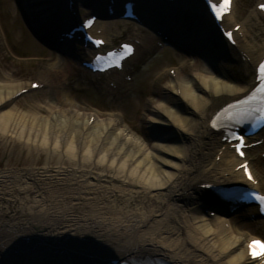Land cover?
Returning <instances> with one entry per match:
<instances>
[{"label": "bare ground", "instance_id": "bare-ground-1", "mask_svg": "<svg viewBox=\"0 0 264 264\" xmlns=\"http://www.w3.org/2000/svg\"><path fill=\"white\" fill-rule=\"evenodd\" d=\"M67 62L56 56L51 72L68 73ZM221 79L198 71L189 79L180 75L170 79L164 87L170 91L168 95L146 107L158 141L149 145L115 116H87L67 96L65 106L57 99L45 101L51 114L48 118L35 112L19 117L15 108L5 109L22 86L10 80L0 83V137L24 142L34 150L44 149L50 159L57 157L60 162L23 176L0 173L5 179L0 180V187L8 182L11 188L17 187L12 197H0L1 210L11 200L22 205L20 215L0 222V264H85V260L91 264L88 258H77L91 249L99 263L150 255L170 264H257L247 258L244 233L234 218L226 228L221 218L208 221L198 212L203 193L197 183L241 181L240 171L234 170L239 163L232 155L222 152L220 162L214 161L222 145L209 126L211 116L245 91V87ZM196 84L207 93L196 94ZM178 93L183 104H178L174 95ZM169 103L176 104L175 112ZM190 111L197 118L187 116ZM158 152L171 159L166 161ZM100 154L109 162L104 169L115 174L95 173L94 168L101 166L95 159ZM159 163L172 170L162 169ZM251 164L255 178L264 182V162ZM113 180L126 181L120 196L115 187H108ZM99 189L103 190L101 198L93 195ZM48 190L51 195H47ZM137 196L141 199L134 204ZM111 202L117 204L116 210L107 206ZM80 206L82 212L77 211ZM107 213L116 214V219L121 215L124 226L111 224ZM23 236L33 237L29 247H38L27 251L24 238L19 241ZM52 247L66 253L53 252Z\"/></svg>", "mask_w": 264, "mask_h": 264}, {"label": "rangeland", "instance_id": "rangeland-1", "mask_svg": "<svg viewBox=\"0 0 264 264\" xmlns=\"http://www.w3.org/2000/svg\"><path fill=\"white\" fill-rule=\"evenodd\" d=\"M242 0H239V3ZM244 1V0H243ZM250 2V0H246L245 3ZM238 3V4H239ZM242 4V2H241ZM247 5V4H246ZM245 4L243 6H246ZM6 30L7 33L9 34V43L12 46V48L17 51L18 53H20L21 55H28V54H33L31 51V49H29V45L27 43H23V41L21 43H18L17 40L19 38L18 33V26H19V21L16 20L14 17H6ZM20 49H19V46ZM20 63V61H15V60H7L5 59L3 56H1L0 54V83L2 82H7V81H11V82H19V81H24V80H29L32 78V74L35 70L30 69L28 67H22L20 65H18ZM33 70V71H32ZM237 76V80L239 82H244L246 81L245 76L242 77V75L240 74H235ZM233 78V76H231ZM82 82H85V79L82 80ZM20 83V82H19ZM22 85H24L23 83H21ZM78 84H81V80L79 81ZM163 85V84H162ZM199 84L195 85L194 91L196 92V94H200V95H205L207 93V91H205V89H202L199 87ZM164 91V96H166V91ZM175 95V94H174ZM176 98L178 99V104H183V102H181V96L180 95H175ZM76 98V97H75ZM77 100V104L81 105V100H79L78 98H76ZM141 102H144V100L140 101L139 104L137 105V110L138 112L142 109V104ZM105 105V103L103 104ZM135 105V103H134ZM176 105V104H174ZM172 103H169L167 106L170 108V110H175V106ZM136 106V105H135ZM10 108H15V114L19 115H23L24 113H32L35 112L37 113L39 116H41L42 118H48L51 114H50V110L47 107H40V104L37 106L34 102H31L29 100H19L15 103H12L8 108L5 109L9 110ZM138 112L135 114V119L137 117ZM175 112V111H174ZM190 113V114H189ZM188 115H192L193 118H195L196 116H193L192 112L190 111ZM88 116V114H87ZM29 119L31 118V115H28ZM197 118V117H196ZM136 122L141 125L140 121L138 122L136 119ZM173 123V121H171ZM137 124V125H138ZM142 126L143 128H145L146 130V134L147 132L149 133V131H152L151 127H148V124L146 122H142ZM155 129V127H154ZM145 141L147 142V135H145ZM176 138L180 139V136L178 137L176 134ZM187 141L189 140V138H186ZM151 142L148 140V143ZM158 142V141H157ZM159 157H163L165 158L166 161L170 160L171 158H169L167 155L163 154V153H159L158 152ZM101 157V158H100ZM96 160H98L97 162L101 163L100 167H96L94 168V171L96 174H100V173H107V174H115L113 171L111 172L110 168L105 170V166L103 165H107L109 164V162L107 161L106 158H103L102 155L100 154V156H98V158H95ZM174 160V159H172ZM173 162H176L175 160ZM60 164V162L58 161L57 157H53L52 159L49 158L48 156V152L44 151V149H42V151H38V150H34L33 147H29L28 145H26V143L24 142H20L18 140L14 141L12 138L10 137H0V173H10L12 175H14V177L17 176H23L25 173L27 172H35V171H40L42 170L43 167L45 166H55L57 164ZM103 163V164H102ZM63 164V163H62ZM64 165L65 162H64ZM159 166H161L162 169L164 170H169L171 171V167L169 168L168 165H163V164H157ZM119 168V167H118ZM119 171V170H118ZM121 174V173H120ZM123 178V177H122ZM0 180H5V179H1ZM122 180V179H120ZM127 181V179H126ZM126 181H121L123 184L119 183L118 181L113 180V182H110L108 187L109 188H113L115 187L114 191L116 192L117 196H120L121 194V190L123 189V187H125ZM115 185V186H114ZM15 188V189H14ZM17 187H12L11 185L6 183V184H2V186L0 187V197H2V200H4V198H10L13 196V191H16ZM53 191V190H52ZM51 190L47 191V195H51ZM120 194V195H119ZM93 195H96L95 197L97 198H101L103 195V190H98L96 192L93 193ZM141 199V196H137L135 198L134 204H136L137 202H139ZM7 200V199H6ZM4 203V201H3ZM117 204H114V202L108 203V207L111 208V210L113 208H115ZM21 204L19 202L14 203L12 200L8 202V204H5V208L1 210L0 208V222L3 221H7L11 215H13V218L15 216H18L21 214ZM59 206V205H58ZM76 209V207H75ZM81 206L79 208V212H82L83 210H81ZM116 210V209H113ZM5 212V213H4ZM116 214L110 215V213H107L106 216H108L110 223L111 224H116V225H120L123 218H121L120 216H114ZM191 214L188 213V217ZM114 219L118 220L115 221ZM109 222V221H108ZM243 226V229L246 228H250L252 225L249 222H243L240 223ZM122 226H124L123 224H121L118 228H121Z\"/></svg>", "mask_w": 264, "mask_h": 264}, {"label": "snow or ice", "instance_id": "snow-or-ice-1", "mask_svg": "<svg viewBox=\"0 0 264 264\" xmlns=\"http://www.w3.org/2000/svg\"><path fill=\"white\" fill-rule=\"evenodd\" d=\"M228 6V0H223V4L221 5L222 8H226ZM215 7V6H214ZM262 8H264V5H261ZM219 15V13H217ZM87 26V25H86ZM96 43H100V41H97ZM128 51H131V49H128ZM261 72L264 73V64L261 65ZM261 79L264 80V75L261 76ZM257 96L260 97V103L259 107L257 109H252L248 107L246 110L242 108V106H248L252 101H254ZM241 108L242 110L234 113L233 117L236 118L237 123H239L241 120L251 117L255 114V112H259V119L264 121V84H262L259 88L256 89L255 92L251 94V96L248 97L246 100H240L239 104H230L227 109H224V112L227 113L231 109ZM219 119V117H217ZM213 127H216V124L213 123ZM233 139L238 142V147L236 148L237 153L243 157L244 152L242 151L243 148V138L240 136H233ZM242 168H244L245 173L248 175V179L251 180L252 177L248 173L247 165H241ZM257 199L260 200L262 204H264V197H257ZM257 243V242H254ZM253 247L252 244L249 245V248L251 249Z\"/></svg>", "mask_w": 264, "mask_h": 264}]
</instances>
